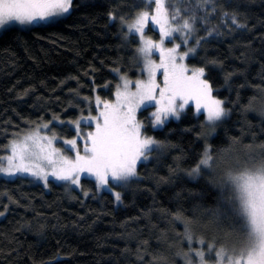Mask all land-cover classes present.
<instances>
[{
    "label": "trees",
    "instance_id": "obj_1",
    "mask_svg": "<svg viewBox=\"0 0 264 264\" xmlns=\"http://www.w3.org/2000/svg\"><path fill=\"white\" fill-rule=\"evenodd\" d=\"M192 2L167 0L181 15ZM214 2L217 11L208 24L197 20L191 47L196 38L205 39L188 64H207L213 93L228 110L216 133L192 107L156 128L151 115L157 107L148 104L139 114L143 132L166 147L137 165L120 203L91 179H82L79 188L54 181L46 188L27 177H0V264H184L176 255L181 247L187 251L177 214L206 241L228 247L239 242L230 218L211 216L221 203L211 177L188 172L206 146L219 157L217 177L252 156L264 160V0ZM141 5L142 0H74L73 10L57 23L13 26L0 34V157L9 154L13 139L44 124L72 139L71 123L93 110L97 95L114 99L120 75L143 76L138 40L125 39L119 22ZM223 12L246 27L225 25ZM206 27L222 34L209 37ZM147 33L160 37L151 22Z\"/></svg>",
    "mask_w": 264,
    "mask_h": 264
},
{
    "label": "snow or ice",
    "instance_id": "obj_2",
    "mask_svg": "<svg viewBox=\"0 0 264 264\" xmlns=\"http://www.w3.org/2000/svg\"><path fill=\"white\" fill-rule=\"evenodd\" d=\"M73 6L74 0H0V28L13 22L20 25L53 23L69 14ZM216 11L214 0H193L183 15L179 8L168 6L167 0H142L131 18L120 16L125 39L136 37L138 40L136 59L147 78L132 81L120 75V83L114 85V99L95 97L96 114L81 117L90 126L94 125L92 130L81 134V121L76 120L73 122L76 138L64 141L69 151L75 153L73 157L64 155L54 146V135H44L37 128L10 142V154L0 157V173L7 176L28 174L43 181L45 186L49 177H53L80 187L81 177L85 175L93 177L98 188L107 187L112 191L116 186H126L137 176L138 163L147 160L150 153L166 147L142 131L144 125L137 119V111L146 104L157 106L151 118L154 125H163L169 116L179 118L180 112L194 103L196 112L203 110L209 130L214 131L228 110L224 101L213 95V85L206 75L207 64L190 67L185 60L205 39L198 37L195 46H187L189 37L196 31L197 20L208 24ZM109 15L112 20L117 19L115 14ZM221 19L225 25L230 22L237 28L246 27L235 14L223 12ZM149 22L158 27L159 41L146 35ZM205 32L209 37L213 33L222 34L216 27H206ZM175 33L183 35L181 43L185 50H180L181 43L165 46V39H175ZM154 52L159 53V62L152 58ZM207 63L216 65L219 62L209 60ZM158 74L161 81L157 80ZM231 75L227 73L225 79ZM42 127L48 128V124ZM218 164L219 157L206 146L188 175L211 177L210 182L219 189L221 196L220 207L211 216L230 218L240 240L231 247L206 241L177 214L175 219L184 225L182 235L187 251L181 247L176 255L183 258L184 264H264V161L252 166L223 168L217 177L213 174ZM114 195L119 201L120 193ZM3 215L4 212H0V216Z\"/></svg>",
    "mask_w": 264,
    "mask_h": 264
},
{
    "label": "rangeland",
    "instance_id": "obj_3",
    "mask_svg": "<svg viewBox=\"0 0 264 264\" xmlns=\"http://www.w3.org/2000/svg\"><path fill=\"white\" fill-rule=\"evenodd\" d=\"M67 15H68V14H67ZM67 15H66V16H67ZM66 16H65V17H66ZM65 17L61 18L60 20L64 19ZM60 20H58V21H56V22H53V23H57V22H59ZM40 24H51V23H39V24H34V25H40ZM34 25H20V24H18V23H16V22H13V23H11V24H9V25H6L4 28H0V34H1L2 32H4L5 30H7V29L13 27V26H19V27H22V28H26V27H31V26H34ZM153 26L159 31L158 27H156L155 25H153ZM147 31H148V28L145 29V33H146L147 36L151 37V35L148 34ZM174 37H176V38H175V39H172V38L165 39V46H166V47H172L174 43H181V41H182V39H183V35H182L181 33H175V34H174ZM151 38H152V37H151ZM160 38H161V37H159L158 39H154V38H152V39H153V40H157V41H159ZM192 39H193V33H192L191 36L189 37V42H188V45H187L188 47H191V41H192ZM180 50H181V51L185 50V45L182 44V43H181V49H180ZM192 55H193V54H190V55H189V57L185 60V63L188 64V60H189V58H190ZM152 58H153L154 60H157V62H159V53H158V52H154ZM188 65H189V64H188ZM141 71H142V69H141ZM142 74H143L142 77H140V78H136V79H146V78H147V77H146V73H142ZM159 76H160V75L158 74V75H157V80H158V77H159ZM127 77H128L130 80H132V81H135V80H136V79L132 78L131 76H127ZM119 83H120V81H119ZM213 95H214V93H213ZM93 102H94V104H93V106H94V105H95V100H94ZM147 105H148V104H146V105H144V106H141V108L137 111V119H138V120H140V119H139V114H140V112H141V111H142ZM156 107H157V106H156ZM188 107H192L197 115H198V114H204V115H205V119H206V114L203 112V110H201V112H199V113L196 112L194 103H190L188 106L185 107V109H187ZM94 108H95V106L93 107V110H92V109H91V111L88 110V111H89L88 113H86L85 115L81 114L82 116L79 117L78 120L81 121V125H80L81 134H83V133H85V132H87V131H91L92 128L94 127V125H91V126H90L87 120H83V119H81V117H87L89 114H91V115H95V114H96V110H94ZM185 109H184V110H185ZM184 110H183V111H184ZM183 111L180 112V115L182 114ZM180 115H179V116H180ZM170 118L177 119L176 116H169L166 120H168V119H170ZM225 118H226V116L224 117V119H225ZM224 119H223L221 122H218V123H217V126L215 127V130L212 131V134H213V135H214V134L216 133V131L219 129V127H220L221 123L224 121ZM206 122H207V121H206ZM161 126H162V125H155L156 128L161 127ZM71 127H72V129L75 131V135H74L73 138H76L75 125H74L73 123H71ZM39 130H40L41 133L44 134V135H47V136H53V135H54V136H55L54 146H55L56 148L61 149V150L63 151V154H64V155L69 156V157H73V156H74L75 153H74L73 151H69V146L66 145V144L64 143L65 140H68V139H65V138H64L65 136L60 135V134L58 135L55 131H51V128H50L49 126H48V128H43V127H41V128H39ZM142 131H143V130H142ZM57 135H58V136H57ZM22 137H23V136H22ZM73 138H72V139H73ZM77 142H78V145L81 144V141H80L79 139H78ZM82 151H83V149H82V146H81V152H82ZM9 154H10V153H9ZM150 156H151V153L149 154L147 160H142V161H141L140 163H138V164H142V163H146V162H148ZM245 161H246V162H244V165L252 166V165L258 164L259 162L264 161V160H260L259 158H256V157L252 156L250 159H246ZM237 166H239V165L236 164V165L233 166V167H237ZM0 177L5 178V179H11V180H12V179H16V178H18V177H27V178H29L30 180H32V182L40 183V184H42L43 186H45L44 183H43V181H41V180H39V179H36L35 177H32V176H30V175H28V174H16L15 176H7V175L4 174V173H0ZM134 178H135V177H133L131 180H129V181L127 182L126 186H128L129 183H130V181H132ZM82 179H91V180H93V181L95 182V179H94L93 177H90V176H87V175L82 176V177H81V180H82ZM49 181H54V182H56V183H65V182H63V181H57V180H55V178H53V177H49ZM95 183H96V182H95ZM126 186H123V187H121V186H116V187L114 188V190H112V191H110L107 187H105V188H99V189H100V190H103V191H106V192H110V193H112L113 195H114L115 192H119V193H120V197H121V193H122L123 189H124ZM45 187L48 188V185L45 186ZM70 187L73 188V187H77V186H75V185H70ZM80 187H81V181H80ZM77 188H79V187H77ZM114 197H115V195H114ZM116 201H117V200H116ZM120 201H121V198H120V200L117 201V202L120 203Z\"/></svg>",
    "mask_w": 264,
    "mask_h": 264
},
{
    "label": "bare ground",
    "instance_id": "obj_4",
    "mask_svg": "<svg viewBox=\"0 0 264 264\" xmlns=\"http://www.w3.org/2000/svg\"><path fill=\"white\" fill-rule=\"evenodd\" d=\"M88 105V104H87Z\"/></svg>",
    "mask_w": 264,
    "mask_h": 264
}]
</instances>
